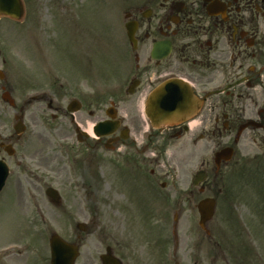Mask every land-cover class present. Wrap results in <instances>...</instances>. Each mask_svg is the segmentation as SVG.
<instances>
[{
    "label": "flooded vegetation",
    "instance_id": "flooded-vegetation-1",
    "mask_svg": "<svg viewBox=\"0 0 264 264\" xmlns=\"http://www.w3.org/2000/svg\"><path fill=\"white\" fill-rule=\"evenodd\" d=\"M121 12L122 46L112 50L111 58L97 65L87 53L82 57L76 51V72L83 67L82 77L76 78L74 87L46 78L48 82L39 89L38 101L50 118H42L41 126L32 113L33 86L38 83L31 72L23 69L17 22L0 18V162L8 166L10 174L15 173L16 166L23 167L24 172L43 169L49 179L53 177L54 164L59 175L64 171L76 181V135L81 127L76 118L83 109H89L91 120L111 121V129H115L105 138H82L80 144L88 145L91 140L101 146L107 166L124 173L118 177L121 184L128 170L131 180L127 188L135 199L158 196L160 192L155 189L159 178L163 188L171 186L172 193H177L176 154L184 146L178 148L176 144L184 139L192 148L203 142L206 150L211 140L227 143L225 148L253 155L256 168L263 171L264 0H121ZM25 54L24 63L29 66L31 53ZM47 64L52 74L57 68L51 67L48 60ZM114 73L119 82H114V89L108 91ZM97 78L105 85L97 87ZM177 82L193 93L195 107H169L172 102L168 97L176 96L175 89L159 94L154 101V120L161 127L154 129L143 115V106L152 93L171 83L176 87ZM75 101L80 103L81 111L72 115L68 111ZM174 113L179 114L171 117ZM59 119L69 121V131L56 125ZM168 119L175 123H164ZM55 135L61 139L58 152L53 147L52 155L46 159L38 157V151L28 155L33 146L30 140L49 144V137ZM96 149L92 148L94 154H88L90 159H84L85 168L93 170V161L103 160L97 157ZM162 155H169L171 163L166 164ZM249 186L255 199L251 208L243 207L239 213L263 214L262 202L257 198L264 194V180L255 179ZM185 196L192 197L193 191ZM199 248L188 251L189 261L194 264L200 263ZM231 249L239 259V247L233 245ZM12 258L0 255V262H11Z\"/></svg>",
    "mask_w": 264,
    "mask_h": 264
},
{
    "label": "rangeland",
    "instance_id": "rangeland-1",
    "mask_svg": "<svg viewBox=\"0 0 264 264\" xmlns=\"http://www.w3.org/2000/svg\"><path fill=\"white\" fill-rule=\"evenodd\" d=\"M23 2L25 17L17 22V45L24 71L31 72L34 81L38 83L33 86V90L38 87L40 89L43 83L48 82L47 71L40 70L41 59H45L44 63L48 60L57 68L56 74L53 71L50 75L53 82H68L74 87L76 78L82 77V70L76 72V47L82 57L87 53L101 62L111 58L112 50L121 49L124 31L121 0ZM29 29L33 30L34 39L42 47L40 50L34 49L36 53L31 54L32 63L28 66L24 61L25 53L30 54L25 38V34L29 35ZM52 31L57 36H52ZM57 42L61 43L63 56L59 53ZM116 76L114 73V81L110 80L113 84L119 82L115 80ZM97 79V87L105 85L101 78ZM33 94H37L36 90ZM88 111L89 109H83L76 118V122L87 132L95 122L90 119ZM32 113L40 126L42 118H50V113H46L44 105L39 101H33ZM80 119L86 122L82 123ZM56 125L64 131L70 129L68 120L59 119ZM31 143L33 146L28 155L34 156L38 151V157L46 159L48 155H52L53 147L58 152L61 139L55 135L49 137V144H38L35 140H30ZM187 143L188 139H184L176 144L178 148L184 146L176 154L177 178L174 179L177 182V193H172L171 186L163 188V180L159 178L155 191L160 193L151 197V201L142 197L143 201L139 202L135 197H130L127 188L128 180H131L129 171L126 170V175L121 178V184L118 177L124 173L115 169L116 167L107 166L101 146H95L91 140L88 145H82L78 141V135L76 181L73 177L68 178L64 171L59 175L58 166L54 164L51 166L53 177L49 179H46L43 169L24 172L23 167L16 166L12 179L0 196V252L2 249L12 251L14 258L11 262L2 261L0 264H34L41 260L43 262L40 264H50L49 238L53 233L71 244L79 245L81 254L76 264H101L100 257L105 254L107 247L112 248L115 256L124 264H194V261H189L188 251L197 246L202 249L199 264H233L236 261V264H264V194L259 197L263 214H222L226 204L233 205L236 196L242 195L240 191L246 190L244 195H248L245 198L249 200L251 191L243 187L241 182L253 177L264 180V170L262 173L255 172L258 168L255 166L257 163L252 160L253 155L236 151L232 161L222 164L218 171L214 155L227 143L217 144L216 140H211L207 150L203 142L196 148L186 145ZM94 147L97 148V157H102L103 160H97V163L93 161L91 170L83 166V161L88 154H94ZM170 153L173 151L170 150ZM162 157L166 164L167 161L171 163L169 155ZM17 161H20V156ZM163 166L161 163V171ZM202 170L208 174V191L204 196L192 186L196 174ZM111 176L112 179H109ZM49 187L59 192L62 198L60 207L54 206L47 198L45 191ZM190 189L194 191V196L185 197ZM204 197L217 200L215 216L207 226L208 235L199 227L197 211V205ZM243 203H237L239 208ZM148 214H157L156 221H153L156 223L153 224L155 228L151 225L152 221L149 222ZM179 215L180 224L174 238L175 218ZM80 223L85 224V232L77 229ZM148 226L153 231L152 233L150 230L149 235L154 234L149 246L153 256L144 255L147 252L144 246H148L146 242L150 240L145 235ZM197 243L202 244L196 245ZM233 245H239V259L231 249ZM233 257L235 261L232 260ZM152 258L153 262L149 263L147 259Z\"/></svg>",
    "mask_w": 264,
    "mask_h": 264
},
{
    "label": "water",
    "instance_id": "water-1",
    "mask_svg": "<svg viewBox=\"0 0 264 264\" xmlns=\"http://www.w3.org/2000/svg\"><path fill=\"white\" fill-rule=\"evenodd\" d=\"M24 13V8L21 0H0V15H7L10 17H14L16 19H21ZM180 99V98H179ZM177 99L176 101H178ZM106 127L104 124H101L97 127L96 131L105 130ZM227 159H230V153L224 152L223 154H218L217 159L223 156ZM6 178V173H3V176L0 175V191L4 185V181ZM206 175L201 172L197 175V180L195 184L204 181ZM48 195L53 199L54 202H57L56 193L52 190L48 191ZM216 202L212 199H207L202 201L199 206V212L201 216L200 225L202 228H205L206 223L213 217L215 210ZM80 230H84V227L80 225L78 227ZM50 246L52 252V264H74L75 259L78 257V247H73L66 242H64L59 236L52 235L50 239ZM108 253L110 251L108 250ZM102 261L104 264H121L118 260L110 257L109 255H105L102 257Z\"/></svg>",
    "mask_w": 264,
    "mask_h": 264
},
{
    "label": "bare ground",
    "instance_id": "bare-ground-1",
    "mask_svg": "<svg viewBox=\"0 0 264 264\" xmlns=\"http://www.w3.org/2000/svg\"><path fill=\"white\" fill-rule=\"evenodd\" d=\"M89 131H90L89 133H91V129Z\"/></svg>",
    "mask_w": 264,
    "mask_h": 264
}]
</instances>
